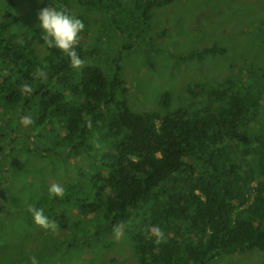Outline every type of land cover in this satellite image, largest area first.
<instances>
[{
  "label": "trees",
  "instance_id": "obj_1",
  "mask_svg": "<svg viewBox=\"0 0 264 264\" xmlns=\"http://www.w3.org/2000/svg\"><path fill=\"white\" fill-rule=\"evenodd\" d=\"M25 1L0 0V107L11 115L19 114L24 102L29 111L35 110L36 124L47 127L55 118H64L69 132L64 136L66 143L74 142L77 136L81 140L82 152H77L80 164L93 137L110 146L103 155L104 165L91 177L98 182V199L90 202L83 195L78 202L74 199L79 211L89 217L97 211L110 221L112 233L121 226L135 245L140 264H210L220 254L228 255L230 264H243L238 257L245 256L248 262L255 249L264 256V78H258L253 70H243L237 78L212 83L206 76L210 62L227 53L218 43L187 54L171 51L170 56L186 64L180 78L172 82L175 94L164 92L157 110L145 103L133 109L127 101L136 89L123 74L125 51L135 33L152 27L150 18L155 9L178 0H132L144 24L132 23L129 18L137 12L124 0H107L100 11L115 20L117 26L110 29L109 37L118 49L94 45L85 27L75 48L84 62L80 68H73L69 57L55 47L47 46L48 52L43 55L42 49L40 55L37 29L21 25L11 29L25 19L15 11V5ZM57 2L46 0V7L71 14L70 1L65 8ZM163 32L164 36L170 34L169 29ZM107 61L114 78L106 74ZM255 61L263 63V58ZM231 67L237 69V62L232 61ZM37 68L46 71L47 80L35 78ZM23 83L30 84L33 91L21 92ZM182 92L187 95L180 98L181 106L173 107L175 97ZM108 108L109 114L104 112ZM100 123L103 129L97 133ZM12 128L14 133L19 131L14 122ZM25 134L28 139L30 135ZM12 140L19 143L15 135ZM75 145L79 146L77 141ZM26 148L34 153L30 146ZM80 164H75L76 178L84 176L85 166ZM83 187L87 183L72 184L66 199H71V189ZM0 213L4 214L0 215V228L5 225V215L19 218V222H9L22 235L13 261L27 249L32 255L43 250L46 242L59 248L65 244V240L50 242V233H34V226L42 227L32 213L17 217L4 209ZM44 215L51 223L80 233L79 241H68L63 251L86 247L81 238L91 233L92 224L81 222L80 217L71 219L66 208ZM155 228L163 232L161 243L156 242ZM102 230L98 227L95 233ZM105 240L99 237L100 245H117L113 239ZM119 244L125 243L121 240ZM110 261L117 262L118 257ZM259 264H264V259Z\"/></svg>",
  "mask_w": 264,
  "mask_h": 264
},
{
  "label": "rangeland",
  "instance_id": "obj_2",
  "mask_svg": "<svg viewBox=\"0 0 264 264\" xmlns=\"http://www.w3.org/2000/svg\"><path fill=\"white\" fill-rule=\"evenodd\" d=\"M66 1L71 2L73 9L71 15L83 21L94 45L105 50L118 49L109 37L110 29L117 26L115 20L111 15L100 11L107 0H58L57 4L65 8ZM124 2L127 7L134 8L137 12L134 17L129 18L132 23L144 24L134 2L132 0ZM15 6L16 13L23 14L25 19L20 24L13 25L11 29L17 30L18 25L31 27L32 30L37 29V32L39 31L37 51L42 55L44 49L43 55L46 54L47 44L41 39L42 29L37 18L38 10L46 7V0H27ZM104 15L106 18L103 20L101 17ZM2 19L3 10L0 4V21ZM150 21L151 28L148 27L149 29L142 34L138 32L134 34L129 49L125 51L122 64L123 74L130 78L132 89H136L127 101L131 108H138L145 103L148 107L153 106V110H157L164 92L170 91L175 94L172 82L175 78H180L181 68L186 64L170 56L171 51L187 54L194 49L218 43L227 48V53L210 62L211 67L206 76L213 81L212 83L228 77L237 78L238 73L243 70H253L259 75L256 77L264 78V0H178L155 9ZM165 29L170 30L167 36H164ZM243 50L246 51L245 57ZM259 58H263V63L256 64L255 60ZM232 61L237 62V69L231 67ZM105 65L107 76L114 78L112 65L108 61ZM183 95L186 96L187 93L182 92V95L175 97L173 107L181 106L180 98ZM26 112L27 114L23 115ZM104 112L109 114L110 108ZM20 115L30 116L33 123L27 126L20 123V128L17 127ZM5 121L9 124L6 125ZM36 121L35 110L29 111L24 102L20 106L19 114L11 115L10 111L0 107V149L3 150L0 151V211L4 209L5 212L17 217L21 213H31L28 211L30 205L43 209L45 213L66 208V214L71 219L80 217L81 222L92 224L91 233L81 238L86 247L73 251H63V248H66L70 240L79 241L80 233L77 230L65 229L57 224H54L55 230L34 226L32 229L34 233L52 234L50 242L65 240V244H61L60 248L46 242L43 250H35L34 256L38 264L39 260H42L43 264H90L88 259H91L93 264H140L135 253V245L122 230V235L117 238L115 232H110L111 223L103 215L98 216L97 211L92 212L91 217L83 215L73 202L74 199L77 202L82 199L81 195L87 197L90 202L97 201L98 182L91 177L104 165L103 155L110 150V146L101 143L98 136L93 144V140H89L91 148L86 155L80 157L82 163L80 164L77 161V152H82L81 140L78 136L75 138L79 146L75 145V141L66 143L68 139L64 136L69 132L64 118H55L49 127L37 125ZM13 122L14 127L19 129L16 133L12 128ZM102 129L100 123L96 132L99 133ZM25 133L30 135L28 139ZM14 135L19 143L13 142ZM26 146L33 148L34 153H30ZM77 163L85 166L84 176L80 178H76L74 172ZM53 183H59L65 189L63 198L56 202L49 198L48 193V187ZM78 183H87V187L71 189L72 192L69 194L72 197L66 199L67 188ZM3 220L5 225L0 228V264H31L30 257L33 255L30 249L13 261V252L15 253L16 244L22 235L20 230L9 222L10 220L19 222V218L5 215ZM98 227L103 228L99 234L95 233ZM99 237L102 241L113 239L117 245L110 243L111 247L107 244L100 245ZM88 239L91 240L90 243L85 242ZM121 240L124 241V245L119 244ZM258 252L257 249L251 251L248 262L245 256H239L238 259L243 264H259L264 256ZM112 257H118V261L111 262ZM210 264H230L229 257L220 254Z\"/></svg>",
  "mask_w": 264,
  "mask_h": 264
},
{
  "label": "clouds",
  "instance_id": "obj_3",
  "mask_svg": "<svg viewBox=\"0 0 264 264\" xmlns=\"http://www.w3.org/2000/svg\"><path fill=\"white\" fill-rule=\"evenodd\" d=\"M37 18L39 20V27L42 29L41 39L47 44L48 47H55L70 59V64L73 68H80L83 61L75 51L79 43L81 32L84 30L85 25L81 19L69 14L66 10L56 7H43L38 10ZM47 80V73L43 68H37L36 77ZM23 93H31L32 87L28 83H23L20 88ZM22 125H30L33 120L30 116H22L20 118ZM88 126L91 127L89 121ZM49 198L60 197L63 198L65 189L59 183H53L48 187ZM28 211L32 213L34 221L37 225L44 229L55 230V225L51 223L44 215L43 209H37L35 206L30 205ZM116 237L122 235L121 226L114 228ZM156 235L157 243H161L164 239L163 232L159 228L153 229ZM31 264H38L36 256L30 257Z\"/></svg>",
  "mask_w": 264,
  "mask_h": 264
},
{
  "label": "bare ground",
  "instance_id": "obj_4",
  "mask_svg": "<svg viewBox=\"0 0 264 264\" xmlns=\"http://www.w3.org/2000/svg\"><path fill=\"white\" fill-rule=\"evenodd\" d=\"M93 139H94V140L92 141V144L94 143V141H95L96 138L93 137Z\"/></svg>",
  "mask_w": 264,
  "mask_h": 264
},
{
  "label": "crops",
  "instance_id": "obj_5",
  "mask_svg": "<svg viewBox=\"0 0 264 264\" xmlns=\"http://www.w3.org/2000/svg\"><path fill=\"white\" fill-rule=\"evenodd\" d=\"M60 242H64V241H60Z\"/></svg>",
  "mask_w": 264,
  "mask_h": 264
}]
</instances>
